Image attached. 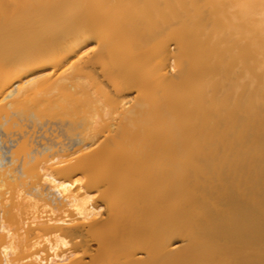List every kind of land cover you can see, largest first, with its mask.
Masks as SVG:
<instances>
[{"label":"bare ground","instance_id":"obj_1","mask_svg":"<svg viewBox=\"0 0 264 264\" xmlns=\"http://www.w3.org/2000/svg\"><path fill=\"white\" fill-rule=\"evenodd\" d=\"M0 264H264V0H0Z\"/></svg>","mask_w":264,"mask_h":264}]
</instances>
